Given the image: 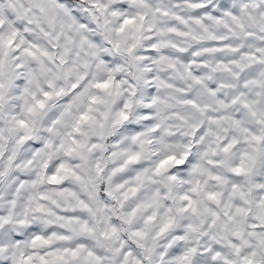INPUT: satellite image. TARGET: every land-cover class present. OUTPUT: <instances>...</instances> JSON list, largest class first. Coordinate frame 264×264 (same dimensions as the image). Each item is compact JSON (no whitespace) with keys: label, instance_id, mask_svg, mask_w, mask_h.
Here are the masks:
<instances>
[{"label":"clouds","instance_id":"1","mask_svg":"<svg viewBox=\"0 0 264 264\" xmlns=\"http://www.w3.org/2000/svg\"><path fill=\"white\" fill-rule=\"evenodd\" d=\"M223 2L0 0V264H264V0Z\"/></svg>","mask_w":264,"mask_h":264},{"label":"snow or ice","instance_id":"2","mask_svg":"<svg viewBox=\"0 0 264 264\" xmlns=\"http://www.w3.org/2000/svg\"><path fill=\"white\" fill-rule=\"evenodd\" d=\"M222 7H227V4L223 2L222 0ZM52 180H56L57 177L53 176L51 177ZM82 207L87 208V204H84L82 202ZM137 235H140L137 233ZM41 238L39 236L35 237L32 241L33 247H36L37 241H40ZM43 244H47L48 241L44 240L42 241ZM173 251H178V249H173ZM65 253L68 254V256L72 258H76L80 255L79 251L77 249H64L59 254L52 252L49 253L48 255L52 257H56L57 259L64 260L65 259ZM131 255V252L126 250L124 252V264H129L128 257ZM216 256H219V253L217 252L215 256H213V259L216 258ZM195 257V258H194ZM22 259H25L22 257ZM28 262L32 261V257L29 256L26 258ZM36 259L39 261V264H55V260L50 261L46 256L44 255H39L36 257ZM86 261H89V264H103L102 258L97 255L93 251H88L86 256L84 257ZM199 262V257L197 256V251L196 249H189L187 252L184 253V255L180 258V264H198ZM132 264H140V261H133ZM245 264H259V262L253 261L251 259H245Z\"/></svg>","mask_w":264,"mask_h":264}]
</instances>
